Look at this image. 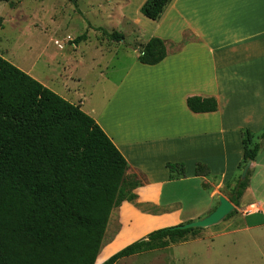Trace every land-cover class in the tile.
<instances>
[{
  "label": "crops",
  "instance_id": "1",
  "mask_svg": "<svg viewBox=\"0 0 264 264\" xmlns=\"http://www.w3.org/2000/svg\"><path fill=\"white\" fill-rule=\"evenodd\" d=\"M123 1L119 5L122 16L118 25L130 21L124 12L130 0ZM145 1L136 0L137 16L139 21L151 26V37L164 41L166 56L155 65L137 62V67L143 77L145 72L153 80L147 82L150 85L154 82L153 92L159 102L156 100L151 105L149 98L155 97L146 95L151 92L141 93L143 97L132 103L134 116L129 117L130 121L117 123L132 126H119V129L102 115L89 114L123 155L128 172L141 176L140 186L135 189L136 200L152 206L153 212L145 213L123 202L121 209L126 207L128 211L122 213L120 209L121 216L126 218L132 211L146 221L136 219L137 223L135 220L122 224L115 238L105 246L110 251L99 261L98 254L95 264H101L151 231L198 220L212 212L218 205L214 199L220 194L228 198L222 188L237 175L242 161L241 131L264 128V0H171L156 21L139 12ZM145 43H141L140 49ZM154 75L156 80L152 78ZM193 95L216 98L217 110L191 112L186 98ZM67 101L84 111L81 99ZM260 135L254 136L256 143L261 142ZM232 145L237 146L233 160L229 152ZM168 162L183 163L185 177L169 179ZM196 162L207 164L209 175L195 176ZM247 173V187L238 205H234L237 213L227 222L229 232L216 233L209 227L200 229L209 230L208 237L243 235L252 250L259 249L258 257L264 262L260 249V244L264 245V140ZM187 180H200L206 188L191 193L200 194L201 203L196 201L198 197L192 201L184 199L189 202V208L183 212L179 208L180 198H175L176 194L164 195V189L166 185ZM251 206H255L254 210H249ZM200 238L182 241L180 245ZM117 241L122 242L116 245ZM175 245L163 249L169 251ZM140 254L124 260L135 259Z\"/></svg>",
  "mask_w": 264,
  "mask_h": 264
},
{
  "label": "trees",
  "instance_id": "2",
  "mask_svg": "<svg viewBox=\"0 0 264 264\" xmlns=\"http://www.w3.org/2000/svg\"><path fill=\"white\" fill-rule=\"evenodd\" d=\"M170 1L146 0L140 12L156 21ZM103 33L116 42L124 39L118 31ZM86 38L83 33L73 44ZM165 56L164 41L151 37L137 60L155 65ZM186 106L193 113H207L216 111L218 102L193 95L186 98ZM254 136L247 128L241 131L238 169L253 161L260 149ZM166 167L169 179L185 177L183 163L168 162ZM128 170L111 139L79 105L0 55V264H95L111 211L137 199L140 180ZM209 173L207 164L195 163V176ZM248 174L237 179L227 198L235 206ZM196 230L200 228L171 226L151 231L101 264L185 241V235Z\"/></svg>",
  "mask_w": 264,
  "mask_h": 264
},
{
  "label": "rangeland",
  "instance_id": "3",
  "mask_svg": "<svg viewBox=\"0 0 264 264\" xmlns=\"http://www.w3.org/2000/svg\"><path fill=\"white\" fill-rule=\"evenodd\" d=\"M123 2V0H0V55L65 99L70 101L81 99L83 110L93 119L95 118L89 112L96 113L97 117L102 115L106 122L116 129H119V126H127L128 124L117 123L130 121L129 117L134 116L132 103L134 99L143 97L141 93L151 92L146 94L156 98H149L151 105H154L156 100L159 102V99L153 92L156 89L154 82L151 85L149 83L153 80L145 72L143 77L137 67L141 43H145L151 37V26L139 21L136 0L127 2L129 6L124 11L130 21L118 25V18L122 16L119 5ZM98 27L108 33L121 32L124 39L120 42L113 41L103 31L98 30ZM83 33H86L87 38L72 46L73 40ZM152 78L156 80L155 75ZM155 122L158 123L157 120ZM263 131L264 128L252 132L259 135ZM262 142L263 140L259 143ZM229 152L233 160L237 146L232 145ZM241 173L242 167L238 169L237 175L228 186L222 188L228 197L231 196L232 188ZM137 175L141 180V176ZM200 187L206 188L200 180L177 181L165 186L164 195L169 194L173 197L176 194L175 198L179 197L178 201L181 200L179 208L186 212L189 202L184 199L192 201L198 197L196 200L198 203L203 201L200 194L198 196L191 194L196 193L195 189ZM217 200L218 197L214 199L215 202ZM130 203L139 211L153 212L149 204L139 203L137 200ZM121 207L122 204L111 211L104 233L102 243L104 246L101 248L98 261L110 251L105 246L115 238L122 224L133 223L136 219L143 223L146 221L132 211L126 218L121 216ZM233 210L231 215L210 226L209 230L216 233L229 232L227 222L237 213L235 207ZM121 211L126 213L128 209L123 207ZM139 220H136V223ZM149 225L154 226L153 222ZM209 230L200 229L187 233L185 241L201 238L181 245V239H177L176 242L168 244V246L176 244L169 251L158 248L154 252H142L132 260L120 259L115 264H264L258 257L259 249L255 247L256 249L252 250V245L243 235L225 234L220 237H208ZM120 242L122 241H117L116 245ZM260 249L264 253L263 244H260Z\"/></svg>",
  "mask_w": 264,
  "mask_h": 264
},
{
  "label": "water",
  "instance_id": "4",
  "mask_svg": "<svg viewBox=\"0 0 264 264\" xmlns=\"http://www.w3.org/2000/svg\"><path fill=\"white\" fill-rule=\"evenodd\" d=\"M251 165V160H247L246 164L242 169V173L240 175V180H243L248 172V169ZM234 208V205L223 195L218 196V205L215 209L204 216L195 221L186 222L184 224H179L175 226L178 229H189V228H207L213 225L218 224L222 221Z\"/></svg>",
  "mask_w": 264,
  "mask_h": 264
},
{
  "label": "bare ground",
  "instance_id": "5",
  "mask_svg": "<svg viewBox=\"0 0 264 264\" xmlns=\"http://www.w3.org/2000/svg\"><path fill=\"white\" fill-rule=\"evenodd\" d=\"M251 208H254V206H251Z\"/></svg>",
  "mask_w": 264,
  "mask_h": 264
}]
</instances>
